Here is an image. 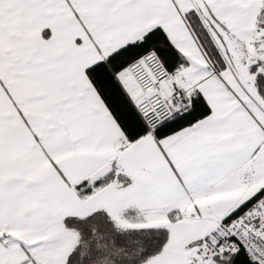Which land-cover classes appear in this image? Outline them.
<instances>
[{
  "label": "snow or ice",
  "instance_id": "snow-or-ice-1",
  "mask_svg": "<svg viewBox=\"0 0 264 264\" xmlns=\"http://www.w3.org/2000/svg\"><path fill=\"white\" fill-rule=\"evenodd\" d=\"M0 264H264V0H0Z\"/></svg>",
  "mask_w": 264,
  "mask_h": 264
}]
</instances>
